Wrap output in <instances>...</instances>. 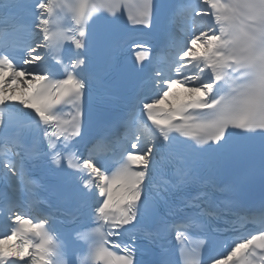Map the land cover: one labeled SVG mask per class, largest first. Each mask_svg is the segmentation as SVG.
<instances>
[{
  "label": "snow or ice",
  "instance_id": "1",
  "mask_svg": "<svg viewBox=\"0 0 264 264\" xmlns=\"http://www.w3.org/2000/svg\"><path fill=\"white\" fill-rule=\"evenodd\" d=\"M0 228V264H264V0H0Z\"/></svg>",
  "mask_w": 264,
  "mask_h": 264
}]
</instances>
